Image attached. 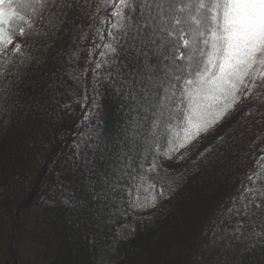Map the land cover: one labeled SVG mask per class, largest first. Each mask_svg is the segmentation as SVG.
<instances>
[{
  "label": "trees",
  "instance_id": "1",
  "mask_svg": "<svg viewBox=\"0 0 264 264\" xmlns=\"http://www.w3.org/2000/svg\"><path fill=\"white\" fill-rule=\"evenodd\" d=\"M89 23L77 21L88 33L86 43L77 29L30 38L23 56L9 57L12 75L0 80V264H102L109 252L113 264H205L213 232L236 224L260 236L234 264H264V213L250 210L245 219L234 199L252 169L246 154L264 134L259 114L245 116L253 107L247 101L182 151L183 159L166 162L171 190L137 217L122 189L94 198L88 177L71 179L68 165L88 107L85 90L95 96L94 77L84 72L96 37ZM73 41L83 49L78 66L68 64ZM70 67L79 80L67 75ZM97 100L93 127L115 137L122 120L116 98L101 87ZM128 224L132 231L124 236L120 230Z\"/></svg>",
  "mask_w": 264,
  "mask_h": 264
},
{
  "label": "snow or ice",
  "instance_id": "2",
  "mask_svg": "<svg viewBox=\"0 0 264 264\" xmlns=\"http://www.w3.org/2000/svg\"><path fill=\"white\" fill-rule=\"evenodd\" d=\"M85 19L96 33L92 49L98 51L89 50L84 70L94 77L89 87L95 96L85 90V124L68 171L72 180L89 178L94 198L120 188L128 207L155 206L174 183L166 162L183 159L177 155L182 149L238 105L250 103L245 116L259 114L257 123L264 124V0H0V80L12 75L9 57L23 56L30 38L77 29L86 43L88 33L77 24ZM71 48L68 64L78 66L83 49L76 41ZM74 71L67 75L79 80ZM101 87L121 112L112 138L93 127ZM259 141L264 134L246 154L252 169L234 198L245 219L250 210L264 213Z\"/></svg>",
  "mask_w": 264,
  "mask_h": 264
},
{
  "label": "rangeland",
  "instance_id": "3",
  "mask_svg": "<svg viewBox=\"0 0 264 264\" xmlns=\"http://www.w3.org/2000/svg\"><path fill=\"white\" fill-rule=\"evenodd\" d=\"M9 51H11V47L9 48ZM212 129L208 132L212 131ZM194 141L187 148L182 149L181 152L192 146ZM150 207L151 205H145L143 208L134 206L132 212L133 217L141 215L144 211L149 210ZM131 231L132 224H128L120 230L121 234L124 236H128ZM259 236L260 234L256 229L244 228L238 224L231 228L216 229L212 234L213 241H211L208 260L205 264H234L235 261H237L236 258L238 259L244 250L254 243L255 239ZM113 255V252L105 254L102 264H113Z\"/></svg>",
  "mask_w": 264,
  "mask_h": 264
}]
</instances>
